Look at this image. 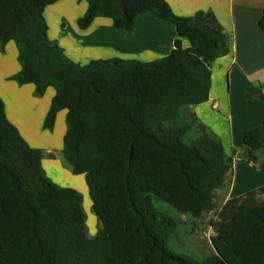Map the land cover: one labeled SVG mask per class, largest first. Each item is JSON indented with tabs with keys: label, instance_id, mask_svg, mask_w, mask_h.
<instances>
[{
	"label": "trees",
	"instance_id": "trees-1",
	"mask_svg": "<svg viewBox=\"0 0 264 264\" xmlns=\"http://www.w3.org/2000/svg\"><path fill=\"white\" fill-rule=\"evenodd\" d=\"M58 0H0V50L12 41L19 71L34 96L54 90L42 128L52 131L65 110L61 154L82 175L98 230L88 236L81 195L53 183L32 148L8 121L0 99V264H264V187L225 203L212 224L214 252L189 261L167 248L178 223L164 202L200 219L230 182L233 152L188 108L205 103L210 67L230 52V39L211 11L175 15L165 0H77L84 30L96 18L132 31L149 14L175 28L162 58L93 59L79 64L48 37L47 6ZM264 31V12L258 22ZM186 40L187 47L182 46ZM264 102V85L244 91ZM241 159L264 154L258 128L245 130Z\"/></svg>",
	"mask_w": 264,
	"mask_h": 264
},
{
	"label": "crops",
	"instance_id": "crops-1",
	"mask_svg": "<svg viewBox=\"0 0 264 264\" xmlns=\"http://www.w3.org/2000/svg\"><path fill=\"white\" fill-rule=\"evenodd\" d=\"M165 2L180 17H190L197 11H211L230 39L229 54L214 61L210 67L208 100L190 107L199 121L219 138L226 151L234 155L230 182L216 192V203L220 202L221 210L227 201L264 187V154L255 166L241 159L245 130L258 128L260 141L264 144V102L247 99L244 95L246 88L264 85V31L258 26L264 12V0ZM86 8L84 1L58 0L44 10L49 39L56 41L66 56L76 63L110 58L150 62L167 56L173 49L177 38L174 26L149 14L138 16L132 31L115 29L107 18H96L88 28L80 30L77 19ZM182 46H188L184 39ZM18 71L17 50L10 41L0 50V99L6 118L29 146L46 156L41 160L46 176L57 185L64 180L68 182L65 188L83 194L88 208L87 188L81 175L72 177L56 157L62 149L65 110L57 113L52 131L44 130L42 123L54 90L48 88L42 97L34 96L32 84L19 86L10 79ZM49 156L54 160L47 161ZM55 169L63 175H58ZM86 223H91V218L88 217ZM93 232L89 234L87 229L88 236L93 237L96 234Z\"/></svg>",
	"mask_w": 264,
	"mask_h": 264
},
{
	"label": "rangeland",
	"instance_id": "rangeland-1",
	"mask_svg": "<svg viewBox=\"0 0 264 264\" xmlns=\"http://www.w3.org/2000/svg\"><path fill=\"white\" fill-rule=\"evenodd\" d=\"M191 110L192 109L188 108V112H192ZM42 156L43 158H46L44 154H42ZM56 157L59 159L61 167L64 170H66L72 177L79 176V175H73L70 172L69 168L63 161L61 153H59ZM48 160L52 161L54 159L53 157L49 156V158H47V161ZM55 172L58 175L60 174L63 175L62 174L63 172L58 171L57 169H55ZM80 177L83 180L84 185H86L84 181V177L82 175ZM60 185L61 187H65V185L67 187L68 182L64 180V182L58 184V186ZM85 196L90 205L87 208L88 204L86 203L84 195L82 194L81 195V203L83 200L82 208L84 207L83 211L86 217V221L88 217L89 220L91 218V223L88 224L85 222V225L86 228L88 229L89 234H91V231L93 230H94L93 234H95L97 232L98 221L96 216L92 212L91 201L87 191ZM259 200L263 201L264 199L260 198ZM219 203L220 202L216 203V207L212 212L203 215L200 219L197 220H192L184 215L179 214L177 211H175L173 208H171L164 202L156 203V207L161 213H164L172 217L178 223L175 233L170 238V240L167 241L166 245L168 250L171 251L174 255L184 257L189 261H200L209 254L213 253L214 250L211 245L210 238L214 235L212 224L216 222L220 217L221 210L219 209L220 208Z\"/></svg>",
	"mask_w": 264,
	"mask_h": 264
}]
</instances>
